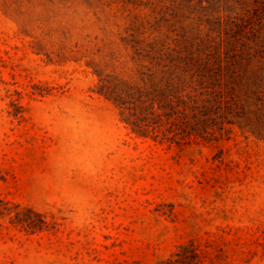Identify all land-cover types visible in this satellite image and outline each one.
I'll return each instance as SVG.
<instances>
[{
  "label": "rangeland",
  "instance_id": "rangeland-1",
  "mask_svg": "<svg viewBox=\"0 0 264 264\" xmlns=\"http://www.w3.org/2000/svg\"><path fill=\"white\" fill-rule=\"evenodd\" d=\"M178 51L264 94V0H0V264H155L189 241L264 264V139L176 146L125 121Z\"/></svg>",
  "mask_w": 264,
  "mask_h": 264
},
{
  "label": "trees",
  "instance_id": "trees-1",
  "mask_svg": "<svg viewBox=\"0 0 264 264\" xmlns=\"http://www.w3.org/2000/svg\"><path fill=\"white\" fill-rule=\"evenodd\" d=\"M157 59L162 68L161 76L158 78L156 72H151L148 75L150 90L139 91L126 106L125 121L137 136L182 146L198 139H228L232 125L237 124L250 127L258 138L264 139V94L245 86L244 72L239 73L236 87L233 76L223 84L218 69L208 60L190 54L183 56L180 51L175 56L169 54L166 60ZM257 79L264 82V76L256 74L254 80ZM242 95L255 98L254 110L247 107ZM26 213L44 217L32 209H27ZM16 222L25 223L26 228L33 230L43 229L45 225L42 222L38 226L26 215L19 214ZM207 261L206 251L189 241L155 264H207Z\"/></svg>",
  "mask_w": 264,
  "mask_h": 264
}]
</instances>
